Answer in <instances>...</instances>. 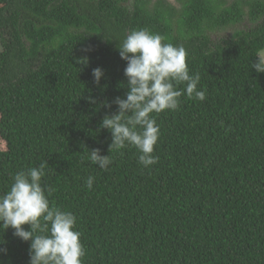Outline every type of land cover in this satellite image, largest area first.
Wrapping results in <instances>:
<instances>
[{"label":"trees","instance_id":"1","mask_svg":"<svg viewBox=\"0 0 264 264\" xmlns=\"http://www.w3.org/2000/svg\"><path fill=\"white\" fill-rule=\"evenodd\" d=\"M148 1L0 0V194L46 161L42 183L50 204L77 217L83 264H264V73L251 68L264 49V0L243 1L247 12L241 1L182 0L180 12ZM133 29L182 45L206 99L183 96L156 115L155 165L128 146L100 170L88 151L110 155L101 122L126 98L118 47ZM14 231L0 229V264H30L31 241Z\"/></svg>","mask_w":264,"mask_h":264},{"label":"clouds","instance_id":"2","mask_svg":"<svg viewBox=\"0 0 264 264\" xmlns=\"http://www.w3.org/2000/svg\"><path fill=\"white\" fill-rule=\"evenodd\" d=\"M163 41V36L148 29H133L118 47L121 59L127 63L126 98L116 97L113 103L118 111L106 115L101 122V127L108 129L112 136L110 155H101L99 149L88 151L91 163L100 170L110 168L112 150L128 146L140 153L138 162L143 167L155 165L159 157L154 155V150L160 138L156 115L178 109L183 96L199 101L206 99V90L198 88L201 76L190 74L187 50L182 45ZM256 57L251 68L264 73V49ZM77 62L87 64L88 60L85 57ZM92 74L99 84L103 70L96 68ZM181 84L184 87L178 88ZM89 102L95 103V100L89 97ZM105 106L111 108L107 102ZM46 168L45 161L14 175L10 189L0 194V229L12 228L16 237L31 241L30 264H83L86 252L81 233L76 229L77 217L50 204L52 188L42 183ZM95 179L92 175L87 177L89 190ZM24 225H29L30 230H25Z\"/></svg>","mask_w":264,"mask_h":264},{"label":"rangeland","instance_id":"3","mask_svg":"<svg viewBox=\"0 0 264 264\" xmlns=\"http://www.w3.org/2000/svg\"><path fill=\"white\" fill-rule=\"evenodd\" d=\"M132 1L133 0H128V4L130 6H132L133 3H134ZM181 1L182 0H149L147 2V7L152 10L156 5L161 3L164 8H168V9H171V10L176 12V11H179V10L181 11L182 8H183V5H182ZM235 1H241L242 4H243L244 2L247 3L248 1H251V0H225L226 6L227 5H231ZM245 3L243 4V10H244V12H247L248 11V6H246ZM230 32H231V30H230ZM1 51H2V47L0 45V52ZM0 150H4V151L6 150V143L1 141V139H0Z\"/></svg>","mask_w":264,"mask_h":264},{"label":"bare ground","instance_id":"4","mask_svg":"<svg viewBox=\"0 0 264 264\" xmlns=\"http://www.w3.org/2000/svg\"><path fill=\"white\" fill-rule=\"evenodd\" d=\"M58 1V0H57ZM95 1V0H94ZM255 5V4H254ZM66 8V7H65ZM60 12V11H59ZM66 13V12H65ZM194 18V17H193ZM192 18V19H193ZM65 19V18H64ZM69 19V18H68ZM195 25V24H194ZM252 29V28H251ZM45 35V34H44ZM204 56V55H203ZM206 75V74H205ZM209 82H210V80H209ZM216 82V81H215ZM218 82V81H217ZM168 112V111H167ZM168 113H170V112H168ZM162 114V113H161ZM175 114V113H174ZM167 115H170V114H167ZM160 117V116H159ZM173 117V116H172ZM175 117V116H174ZM161 118V117H160ZM176 120V119H175ZM186 120V119H185ZM184 122V121H183ZM161 123V122H160ZM163 123H165V122H163ZM176 123V122H175ZM176 127V126H175ZM164 129V128H163ZM173 131L175 130V129H172ZM166 134V133H165ZM190 140V139H189ZM200 148V147H199ZM184 151V150H183ZM197 151V150H196ZM234 159V158H233ZM251 172V171H250ZM264 178V177H263ZM213 180V179H212ZM261 181V180H260ZM215 182V181H214ZM210 185V184H209ZM259 185V184H258ZM208 186V185H207ZM218 186V185H217ZM257 188V187H256ZM212 189V188H211ZM250 189V188H249ZM259 189V188H258ZM248 190V189H247ZM262 190V189H261ZM231 194V193H230ZM232 195V194H231ZM251 196V195H250ZM229 197V196H228ZM218 198V197H217ZM222 198H224V197H222ZM248 199V198H247ZM256 200V199H255ZM212 201V200H211ZM154 202V201H153ZM213 202V201H212ZM211 202V203H212ZM248 202V201H247ZM253 202V201H252ZM251 202V203H252ZM210 203V202H209ZM210 203V204H211ZM246 203V202H245ZM209 204V205H210ZM235 204V203H234ZM235 206H237V205H235ZM246 206V205H245ZM258 206V205H257ZM240 208V207H239ZM147 209V208H146ZM217 209V208H216ZM225 209V208H224ZM236 209V208H235ZM251 209V208H250ZM152 210V209H151ZM214 210H215V208H214ZM228 210V209H227ZM233 210V209H232ZM178 211V210H177ZM181 211V210H180ZM206 211V210H205ZM220 211V210H219ZM237 211V210H236ZM141 212H143V211H141ZM176 212V211H175ZM212 212V211H211ZM229 212V211H228ZM181 214V213H180ZM210 214V213H209ZM163 215V214H162ZM233 215V214H232ZM244 215V214H243ZM254 215V214H253ZM147 216V215H146ZM151 216V215H150ZM172 216V215H171ZM225 216V215H224ZM249 216V215H248ZM260 216V215H259ZM176 217V216H175ZM215 217H217V216H215ZM147 218V217H146ZM193 218V217H192ZM203 218V217H202ZM210 218V217H209ZM226 218H228V215H227V217ZM262 218V217H261ZM153 219V218H152ZM197 219V218H196ZM218 219V218H217ZM216 219V220H217ZM159 220V219H158ZM194 220V219H193ZM206 220V219H205ZM222 220H223V218H222ZM252 220V219H251ZM162 221V220H161ZM220 221V220H219ZM257 221V220H256ZM263 221V220H262ZM142 222V221H141ZM201 222H203V221H201ZM207 222V221H206ZM234 222V221H233ZM253 222V221H252ZM185 223V222H184ZM199 223V222H198ZM237 223V222H236ZM244 223V222H243ZM145 224V223H144ZM153 224V223H152ZM151 224V225H152ZM155 224V223H154ZM178 224V223H177ZM190 224V223H189ZM215 224V223H214ZM201 225H203V224H201ZM223 225V224H222ZM264 225V224H263ZM182 226V225H181ZM205 226V225H204ZM218 226V225H217ZM149 227V226H148ZM192 227H193V225H192ZM245 227H247V226H245ZM256 227V226H255ZM264 227V226H263ZM186 228V227H185ZM207 228V227H206ZM252 228V227H251ZM139 229V228H138ZM166 229V228H165ZM241 229V228H240ZM144 230V229H143ZM207 230V229H206ZM214 230H216V229H214ZM222 230V229H221ZM235 230V229H234ZM239 230V229H238ZM163 231V230H162ZM193 231V230H192ZM218 231V230H217ZM172 232V231H171ZM182 232V231H181ZM209 232H210V230H209ZM229 232H230V230H229ZM229 232H227V233H229ZM198 233V232H197ZM224 233V232H223ZM175 234V233H174ZM206 234V233H205ZM222 234V233H221ZM236 234V233H235ZM243 234V233H242ZM248 234V233H247ZM146 235V234H145ZM149 235V234H148ZM153 235V234H152ZM220 235V234H219ZM239 235V234H238ZM249 235H251V234H249ZM161 236V235H160ZM197 236V235H196ZM218 236V235H217ZM217 236H215V237H217ZM247 236V235H246ZM202 236H200V238H201ZM229 237V236H228ZM259 237V236H258ZM220 238V237H219ZM247 238V237H246ZM249 238V237H248ZM198 239V238H197ZM235 239V238H234ZM228 240H229V238H228ZM245 240V239H244ZM159 241V240H158ZM187 241V240H186ZM219 241V240H218ZM224 241V240H223ZM222 241V242H223ZM166 242V241H165ZM185 242V241H184ZM188 242V241H187ZM194 242V241H193ZM210 242V241H209ZM215 243V242H214ZM191 244V243H190ZM224 244V243H223ZM108 245V244H107ZM199 246V245H198ZM203 246V245H202ZM209 245H207V247H208ZM225 246V245H224ZM102 247V246H101ZM212 247V246H211ZM175 248V247H174ZM177 248V247H176ZM230 248V247H229ZM187 249H188V247H187ZM233 250H235V249H233ZM183 251V250H182ZM240 251V250H239ZM209 253V252H208ZM226 253V252H225ZM238 253V252H237ZM102 254V253H101ZM207 254V253H206ZM220 254V253H219ZM106 255V254H105ZM224 255V254H223ZM238 255V254H237ZM220 256V255H219ZM102 257V256H101ZM206 257V256H205ZM208 257V256H207ZM206 257V258H207ZM234 257V256H233ZM184 258V257H183ZM202 258V257H201ZM105 259V258H104ZM190 259V258H189ZM198 259V258H197ZM210 259V258H209ZM233 260V259H232ZM191 261H193V260H191ZM190 261V262H191ZM189 262V263H190ZM196 262V261H195ZM188 264V263H187Z\"/></svg>","mask_w":264,"mask_h":264}]
</instances>
